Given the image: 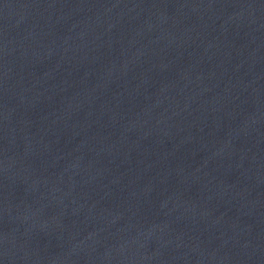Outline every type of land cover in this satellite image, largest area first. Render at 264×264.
Wrapping results in <instances>:
<instances>
[{
    "label": "water",
    "instance_id": "1",
    "mask_svg": "<svg viewBox=\"0 0 264 264\" xmlns=\"http://www.w3.org/2000/svg\"><path fill=\"white\" fill-rule=\"evenodd\" d=\"M0 264H264V0H0Z\"/></svg>",
    "mask_w": 264,
    "mask_h": 264
}]
</instances>
